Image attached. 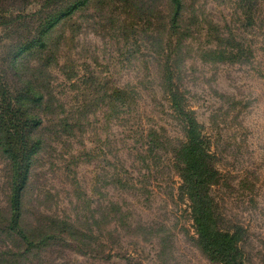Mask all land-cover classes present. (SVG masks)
Segmentation results:
<instances>
[{"label": "rangeland", "instance_id": "obj_1", "mask_svg": "<svg viewBox=\"0 0 264 264\" xmlns=\"http://www.w3.org/2000/svg\"><path fill=\"white\" fill-rule=\"evenodd\" d=\"M46 1L0 0V72L40 97L21 107L39 121L20 195L29 251L6 234L18 145L0 122V264H214L178 190L171 90L211 143L244 264H264V0H182L174 23L169 0H89L30 48L69 0Z\"/></svg>", "mask_w": 264, "mask_h": 264}, {"label": "trees", "instance_id": "obj_2", "mask_svg": "<svg viewBox=\"0 0 264 264\" xmlns=\"http://www.w3.org/2000/svg\"><path fill=\"white\" fill-rule=\"evenodd\" d=\"M30 1L8 0V9L12 12H15L16 6L25 9ZM53 1L55 3L56 0ZM88 1L69 0L65 4L66 7L59 9L56 13V9H54L53 14L46 16L45 27L39 32L36 31L38 37H34L28 42L29 47L35 48L42 44L43 36L48 31L54 28L63 18L85 6ZM169 1L174 8L172 17L174 23L182 12L183 4L182 0ZM46 2L49 4L52 0ZM13 15L10 14V17L14 20L17 19L18 15L12 17ZM6 84L4 73L0 72V122L6 134L7 147L5 149H13L12 143L18 145V147L15 146L16 151L12 157L14 188L11 198L8 233L6 234L14 236L25 243V251H29L34 248L36 243L30 241L26 231L20 226V195L29 171L31 154L34 150V145L29 144L27 131L31 126H37L39 121H36V118L26 119L21 107L24 100L32 102L37 94L29 85L24 92L20 88L14 95ZM178 95L177 92L172 90L171 93L169 92L172 108L182 119L186 139L178 145L175 152L178 174L181 180L178 190L181 198L186 199L190 204L197 244L211 263L244 264L245 253L241 245L247 238V230L241 224L229 221L226 215L221 212L218 199L214 195V188H218L223 184L222 175L216 167V156L210 150L211 143L209 139L203 135V127L196 120L194 114L184 107ZM39 99L40 97L35 100L38 101Z\"/></svg>", "mask_w": 264, "mask_h": 264}]
</instances>
